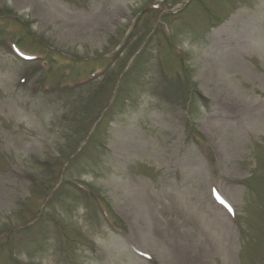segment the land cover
<instances>
[{
    "label": "rangeland",
    "instance_id": "rangeland-1",
    "mask_svg": "<svg viewBox=\"0 0 264 264\" xmlns=\"http://www.w3.org/2000/svg\"><path fill=\"white\" fill-rule=\"evenodd\" d=\"M0 264H264V0H0Z\"/></svg>",
    "mask_w": 264,
    "mask_h": 264
}]
</instances>
